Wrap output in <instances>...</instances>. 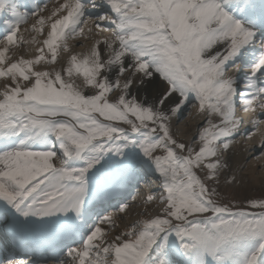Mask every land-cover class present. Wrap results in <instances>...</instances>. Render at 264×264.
Returning a JSON list of instances; mask_svg holds the SVG:
<instances>
[{
	"label": "snow or ice",
	"instance_id": "6c2138e0",
	"mask_svg": "<svg viewBox=\"0 0 264 264\" xmlns=\"http://www.w3.org/2000/svg\"><path fill=\"white\" fill-rule=\"evenodd\" d=\"M0 15L8 17L0 36V219L29 250L27 259L0 264H264V198L229 206L210 187L229 168L221 155L236 136L250 139L264 125V0H56L51 9L42 0L30 8L0 0ZM89 21L97 36L109 35L71 55L62 71L37 70L69 51V39H87ZM27 44L40 45L36 54L13 59ZM156 74L163 92L150 105L138 102L136 79ZM65 75L82 77L91 94ZM193 99L204 122L185 143L170 122ZM237 107L256 114L243 133ZM145 167L161 188L145 203L158 201L162 211L109 239L117 225L93 213V201L124 191ZM41 240L50 258L36 255Z\"/></svg>",
	"mask_w": 264,
	"mask_h": 264
},
{
	"label": "bare ground",
	"instance_id": "6f19581e",
	"mask_svg": "<svg viewBox=\"0 0 264 264\" xmlns=\"http://www.w3.org/2000/svg\"><path fill=\"white\" fill-rule=\"evenodd\" d=\"M60 2L62 3L63 0H60ZM55 4L56 3L50 5L49 9H51ZM28 23L30 25L32 23V20L29 19ZM87 25H89V27L94 28V26L92 24V21H89V23ZM26 27H28V25H22V29L26 28ZM85 32H86V28H85ZM23 34H24L25 38L28 39V40H30L32 38V35H33L30 32H24ZM103 34L109 35L108 33H103ZM103 34H100L99 36H97L96 34H93V32L89 33L88 34L89 35V39H88V37H87V39L90 40V42H88V43L85 42L83 44L84 47L82 45L79 48H76V47L73 48V47H74L75 44L80 43L81 40H82V43H83V41L85 40L84 38L78 37L76 39H69L67 41V44H70V46H71V48L69 49V51L71 52V55L78 54L80 56H83L84 54H87L89 49H90V47L95 42V39L102 38L103 36H106V35H103ZM40 39H42V38H40ZM39 46L40 45H33V44L24 45L23 47H21L18 50V55L15 58H13V59L18 58L21 55L24 56L25 58H32L36 54L35 49L37 47H39ZM101 47H103V45H101ZM30 49H31V53L28 52V50L30 51ZM26 50H27V52L25 53ZM222 50H223V48H221V51ZM69 59H70V57H68L65 60H62L61 63L59 65L57 64L56 66H54V65L47 66L48 64L46 66H43L42 64H40V65H38L36 67H37V70H45V71L60 70V71H62L63 68H66L68 66V60ZM233 71L234 70H232L231 74H233ZM156 75H157V79H154L152 82H148L147 80H145L144 84H141L138 78L136 79V83L131 89V95L135 96L137 98L138 102L150 105V104L154 103L157 100V98L161 95V93L163 92L164 87H165V82H163L162 80H160L158 78V74H156ZM235 75H236V78H237V73H235ZM64 78H65L66 81L70 80L71 82H73L77 86L81 87V90L84 91V94H86V95L87 94H91L90 90L88 88L84 87L83 78L82 77L74 75L73 77L69 78V77H67L65 75ZM0 81H2V84L0 85V91H2L6 81H4L2 79H0ZM121 83H123V80L121 81ZM119 94H120V90H117V92L115 94H113L112 97L110 98V101H115L118 98ZM165 107L167 108V105H165ZM238 110H240L239 107H238ZM241 114L242 113L240 111V116H241ZM244 114H245L246 122L243 124V127L241 128V133H243V132H245V131H247L248 129L251 128L250 120L253 118L254 115H256L254 113H244ZM174 118H175V116H173L171 118V122H170L172 130H174V128H175L174 123H173L174 122ZM193 120H196V119H193ZM196 121H198V123H199L200 121L202 122L203 120H200V119L198 120V118H197ZM261 130L262 129L260 128V131L255 134L257 136V138H254V140H253V138H250L249 140H246L244 135H237L235 140H234V142H233L231 150L226 153L225 160L222 159V160L226 161L229 164V168L225 169V172H227V174L230 177L235 176L237 178L236 182L234 184H236L241 178L245 177L244 174H238V173H240L238 171H239L240 166L244 162V159L247 158V157L249 158V157L255 156L257 150L261 148V144H262V142H264V132H262V136L260 137ZM261 162H264V155H262L261 159L259 160V163H261ZM255 164H257V161L255 162ZM253 169L254 168L252 167V171H253ZM139 174H143V177L141 179L146 177V180H147L146 183L147 184L144 183L143 184L144 187H140L139 183L136 184V186H139L138 189L136 188V186L131 185V186H133V188L128 189V191H122L121 195L118 196L117 198H113L111 200H108L107 204H106L107 205L106 209H107L108 206H109V208H112V206L115 207L116 205H120L121 203H127L129 205V207L127 208L126 211H124L126 213V215H127L128 212H130V210H131V204L135 203V206L138 205V208L136 209V211L138 212L141 209H143L144 205L147 204V203L145 204V201H146V198H147L148 195H156V196H158L160 194L159 192H157V191H159L161 189L160 188V178H159L158 174H156L153 170L148 169L146 167L143 168L139 172ZM250 174H249L251 176L250 178L253 177L254 180L257 181V178H255L256 176H254L252 173H250ZM150 177H153L158 182L157 183L148 184V182L150 181V179H149ZM118 192H120V191H118ZM132 192H135L137 194V196H136V199L130 200L131 198H129V196H130V194ZM154 192H156V193H154ZM152 193H154V194H152ZM145 208L149 209V206H145ZM158 211H157V214L159 213ZM132 215L133 214H131V216ZM148 215H144L143 217L145 219L149 218L150 216H148ZM124 216H122V218H121L122 220L124 219ZM131 216L128 217V218H125L124 219V223L123 222H121V223L126 225L131 220L134 221L133 220L134 216H132V217ZM113 232H115V231H113ZM117 234H119V232H115L114 233V235H117Z\"/></svg>",
	"mask_w": 264,
	"mask_h": 264
},
{
	"label": "rangeland",
	"instance_id": "374dc122",
	"mask_svg": "<svg viewBox=\"0 0 264 264\" xmlns=\"http://www.w3.org/2000/svg\"><path fill=\"white\" fill-rule=\"evenodd\" d=\"M93 19H94V17H93ZM87 26H88L87 24H86V26H84V28L86 27V30L89 28V26L88 27ZM85 34H87L86 36L89 39V35H88L89 32L86 31ZM93 34H96V30L94 28H93ZM101 34H103V33H101ZM103 35H107V34H103ZM40 38L43 39L44 37L43 36H37L38 40H42ZM81 38H83V37H81ZM88 39H85L83 41V43L81 40L80 43L75 44L73 48H75V47L79 48L85 42H87V43L90 42V40H88ZM83 47H84V45H83ZM68 48L69 49L71 48L70 44H68ZM26 52H27V50L25 51V53ZM28 52L31 53V49H30V51L28 50ZM17 55H18V51H17L16 56ZM70 55H71L70 51L65 52L63 50V48H61L59 50L57 62L55 64H48L47 65L46 63H43V62L41 64L43 66H46V65L47 66H52V65L56 66L57 64L59 65L62 60H65L68 57H70ZM15 57H13V58H15ZM231 72L232 71H230L229 74H231ZM237 77H238V74H237ZM1 84H2V81H0V85ZM116 92H117V90L110 93L109 99ZM235 99H236L237 105H239V103H238V101L240 99L239 95ZM197 103L198 102H196L193 99L192 102L184 108L183 113L179 116V118L178 117L174 118L173 123H174L175 128H174V130H172L173 135L178 140L183 141L185 143H191L196 138L198 129L204 122L203 115L198 113L197 107L195 106V105H197ZM240 111L241 110H238V107H237L236 115L238 118L243 120V123L241 124V128H242L243 124L246 122V120H245V114L243 113V111H241L242 114L240 116ZM169 115H171V114L169 113ZM197 118H198V120L200 119L203 121L202 122L200 121L198 123V121H196ZM193 119H196V120H193ZM122 126L125 128L128 127L127 125H122ZM260 128L262 129L261 133H260V137H261L262 132H264V125L263 126L260 125ZM251 138H253V140H254V138H257V136L253 135ZM245 139L249 140V138H247L246 136H245ZM262 155H264V148L261 147L260 149L257 150L255 156L249 157V158L247 157L244 159V162L242 163V165L240 166L239 171H238L240 173H238V174H244L245 177L241 178L236 184L229 185L228 183H226V178L231 179V177L227 174V172H225V169L222 170L221 175H220L219 184L212 183L210 185V187L217 189L218 195H217L216 199H218L219 202L228 204L229 206L246 207L247 201L249 199L264 198V174H263L264 173V162L259 163V160L261 159ZM225 157H226V153H222L221 159L225 160ZM255 160L257 161V164H255V162H256ZM56 162L59 163V160H56ZM252 167L254 168L253 171H252ZM248 173L249 174L252 173L254 176H256L255 178H257V181H255L253 177L250 178L251 174L249 175ZM197 174L200 175L201 177H203L202 172L198 171ZM149 179H150V183H157L158 182L153 177H150ZM160 191H161V189L157 192L160 193ZM133 193H135V192H132L129 196V198H131L130 200H133V197H135V199H136L137 195L133 194ZM154 193H156V192H154ZM154 193H152V194H154ZM154 196H156V195H154ZM145 206H149V209H146ZM107 208H109V206ZM112 208H115V207L112 206ZM112 208H109V209L112 211L113 210ZM137 208H138V205L135 206V203L131 204V210H130V212H128L127 215L125 212H123V213L119 212V207L115 208V210H114L115 215L111 214V216L113 217L117 227L110 230L109 239H111L112 236H114L115 232L121 233V232L125 231L133 223L143 220L144 215H148V214H149L148 216L156 215L158 210H159L158 212L160 213L162 211L163 205L160 204L158 201H153L151 204L144 205L143 209H141L138 212L136 211ZM255 211H259V210L257 209ZM131 214H133L132 216L135 217V218L133 217L134 221L131 220L126 225L122 224L121 222L124 223V219L130 217ZM122 216H124L123 220L121 219ZM113 231H115V232H113Z\"/></svg>",
	"mask_w": 264,
	"mask_h": 264
}]
</instances>
